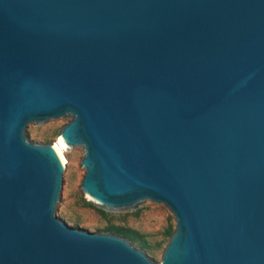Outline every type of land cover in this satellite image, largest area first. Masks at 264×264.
I'll return each instance as SVG.
<instances>
[{
	"label": "water",
	"instance_id": "obj_1",
	"mask_svg": "<svg viewBox=\"0 0 264 264\" xmlns=\"http://www.w3.org/2000/svg\"><path fill=\"white\" fill-rule=\"evenodd\" d=\"M163 205L160 264H264V0H0V264H156L55 217Z\"/></svg>",
	"mask_w": 264,
	"mask_h": 264
},
{
	"label": "rangeland",
	"instance_id": "obj_2",
	"mask_svg": "<svg viewBox=\"0 0 264 264\" xmlns=\"http://www.w3.org/2000/svg\"><path fill=\"white\" fill-rule=\"evenodd\" d=\"M69 121L70 118H60L42 125L30 124L26 127L24 135L34 144H54L59 129ZM62 155L65 171L62 175L61 194L55 206V217L68 227L90 233L113 234L111 232L120 230L135 233L138 236L136 242L128 241L149 260L160 264L161 252L170 238L168 233H173L175 228L174 218L168 209L148 201L140 204L135 210L118 213L106 212L93 206L89 200L83 198L81 190H78L85 173L79 168L80 160L84 156L83 150L75 147L69 152L63 150Z\"/></svg>",
	"mask_w": 264,
	"mask_h": 264
},
{
	"label": "trees",
	"instance_id": "obj_3",
	"mask_svg": "<svg viewBox=\"0 0 264 264\" xmlns=\"http://www.w3.org/2000/svg\"><path fill=\"white\" fill-rule=\"evenodd\" d=\"M113 231V230H112ZM107 232H111V231H107ZM113 234H116V235H120L122 236L123 238L129 240L130 242H133L135 243L136 240H137V235L135 233H132V232H123V231H114V232H111ZM172 235V233H168V236L170 237Z\"/></svg>",
	"mask_w": 264,
	"mask_h": 264
},
{
	"label": "bare ground",
	"instance_id": "obj_4",
	"mask_svg": "<svg viewBox=\"0 0 264 264\" xmlns=\"http://www.w3.org/2000/svg\"><path fill=\"white\" fill-rule=\"evenodd\" d=\"M53 145L56 147V149L58 150L59 154L61 155V157H62V159L64 161V157L62 155L63 154V149L58 145L57 141Z\"/></svg>",
	"mask_w": 264,
	"mask_h": 264
}]
</instances>
